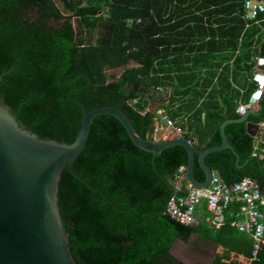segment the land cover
I'll use <instances>...</instances> for the list:
<instances>
[{
    "label": "trees",
    "instance_id": "obj_1",
    "mask_svg": "<svg viewBox=\"0 0 264 264\" xmlns=\"http://www.w3.org/2000/svg\"><path fill=\"white\" fill-rule=\"evenodd\" d=\"M246 1L0 0V104L42 140L72 144L84 114L110 106L152 141L158 115L148 105L169 95L166 114L193 142L194 177L204 182L199 154L222 144L225 121L240 119L237 109L254 85H238L237 77L264 57V14L247 27ZM120 69V76L110 74ZM248 122H264V96ZM225 134L243 167L228 149L207 155L206 166L228 186L249 178L264 192V160L253 157L255 139L245 123L227 125ZM261 142L260 155L264 133ZM152 158L115 118L95 119L73 168L102 194L68 170L59 182L58 205L76 263L184 264L172 247L193 235L224 249L209 264H243L231 254L249 260L251 238L232 227L240 204L230 206L217 232L179 224L166 208L188 192L185 182L176 188L188 153L181 146L164 150L156 170ZM103 195L112 204L104 205ZM244 264H264V250Z\"/></svg>",
    "mask_w": 264,
    "mask_h": 264
},
{
    "label": "water",
    "instance_id": "obj_2",
    "mask_svg": "<svg viewBox=\"0 0 264 264\" xmlns=\"http://www.w3.org/2000/svg\"><path fill=\"white\" fill-rule=\"evenodd\" d=\"M253 114L254 111H248L240 119L228 120L221 125L222 144L199 154L198 163L205 180L198 182L194 177L193 142L185 140L182 135H165L152 141L143 139L120 109L106 106L85 113L76 139L72 144H65L42 140L21 128L10 108L0 104V264H77L71 253L58 205L59 182L62 172L68 170L89 190L102 194L100 189L93 188L73 168L96 118L111 116L119 121L132 143L153 155L155 170V159L164 150L174 146L183 147L188 153L183 179L193 189L205 190L213 178H220L217 171L206 166L207 155L228 149L237 158V166L243 167L239 165L238 155L226 137L225 127L233 123H245L246 133L255 139L262 126L248 122L249 116ZM102 203L112 204L104 195Z\"/></svg>",
    "mask_w": 264,
    "mask_h": 264
},
{
    "label": "built area",
    "instance_id": "obj_3",
    "mask_svg": "<svg viewBox=\"0 0 264 264\" xmlns=\"http://www.w3.org/2000/svg\"><path fill=\"white\" fill-rule=\"evenodd\" d=\"M243 19L246 26L257 23L264 14V0H248L244 3ZM252 82L254 91L246 104H240L237 113L240 116L253 111L264 96V57H258L253 68ZM158 91H162L161 88ZM160 123L170 135H181L182 130L176 126L167 114L160 113ZM253 157L264 160V151L260 155L254 149ZM240 204V219L232 224L239 233L248 235L252 240L251 257L247 262L258 261L259 254L264 250V192L251 179L228 186L221 178H213L208 189L195 190L189 188L185 196H173L166 208L167 215L186 227H198L203 224L199 218V210L203 205L209 215L207 222L215 232L220 231L226 223V212L231 205Z\"/></svg>",
    "mask_w": 264,
    "mask_h": 264
},
{
    "label": "crops",
    "instance_id": "obj_4",
    "mask_svg": "<svg viewBox=\"0 0 264 264\" xmlns=\"http://www.w3.org/2000/svg\"><path fill=\"white\" fill-rule=\"evenodd\" d=\"M115 72L116 71L110 72V74H113ZM252 76H253V69H252V72L249 73V74L248 73H245V72L241 73L237 77V84L238 85H241V86H244L246 84V81L247 80L250 83L253 84V82H252ZM168 98H169V95L166 97V100H164V101H158V102L150 103L148 105V108H147V112L156 113L158 115V118L155 120V132H156L155 133V138L156 139H158V138H160L162 136H165V135H170L169 131L165 128V126L162 123H160V118H159L160 117V113H165V114L167 113ZM177 107L178 106H176L175 109H177ZM258 110H259V105L257 107H255L253 111H254V113H256ZM261 126L262 127H261V129H260L257 137L255 138V147H254V149H257V150L262 145L261 136L264 133V122L261 123ZM263 151H262V153H263ZM183 171H185V170H183ZM183 175H184V173H183ZM183 175L180 177L179 181L176 183V188L177 189L181 188L182 185L185 182L187 184V189L189 190V188L191 186L189 185V183L187 181H185L183 179ZM245 179H249V178H245ZM198 216L203 221V224H205L206 226H208L207 225V222L209 220V215H208V213H207L204 205H203V207L200 208ZM200 239L202 240L203 247H208L209 248L208 250L207 249H204V250H206L204 252L205 253L209 252L211 255H213V257L211 258V260L206 261V262H202L201 264H209V263H211L216 258V256L223 255L224 249L222 247H220L218 245H215V244H213L211 242H205L202 238H200ZM230 259L231 260L238 261V262L243 263V264L244 263H248L247 260L244 257L237 256L236 254H231Z\"/></svg>",
    "mask_w": 264,
    "mask_h": 264
},
{
    "label": "rangeland",
    "instance_id": "obj_5",
    "mask_svg": "<svg viewBox=\"0 0 264 264\" xmlns=\"http://www.w3.org/2000/svg\"><path fill=\"white\" fill-rule=\"evenodd\" d=\"M122 72L123 70L120 69L113 74L120 76ZM204 249L208 250L209 248L203 247L202 240L193 235L189 243L178 240L172 248L171 253L184 264L202 263L211 260L213 257L209 252L205 253L204 251L206 250Z\"/></svg>",
    "mask_w": 264,
    "mask_h": 264
}]
</instances>
